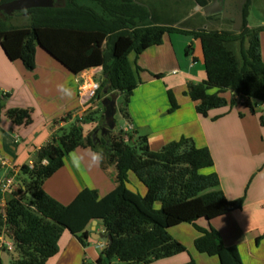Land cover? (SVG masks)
<instances>
[{"label": "trees", "instance_id": "obj_1", "mask_svg": "<svg viewBox=\"0 0 264 264\" xmlns=\"http://www.w3.org/2000/svg\"><path fill=\"white\" fill-rule=\"evenodd\" d=\"M11 1L14 0L3 2ZM53 1L50 8L25 11L30 15L28 26L7 27L6 21L0 19V46L4 54L11 62H21L30 72L36 69L38 45L75 75L101 68L102 78H95L100 82L96 99L121 97L119 110L128 123H133L130 98L139 86L129 55L140 56L149 48L162 45L164 36L170 34L191 36L201 42L207 79L190 83L185 92L198 103L200 116L208 117L210 111L226 107L228 101L222 96L226 92L234 98L241 96L253 114L258 113L255 102L264 105L260 42L264 27H248L252 0L244 8L240 32L152 25L151 11L138 0H85L97 3L104 15L80 5L78 0H65L64 6ZM191 1L202 8L211 2ZM168 95L172 109H176L174 94L169 91ZM10 115L16 124H28L31 120L30 110H15ZM93 117L78 118L69 131L60 130L52 142L41 148L32 167H22L23 185L16 194L18 198L8 201L3 210L0 207V230L5 228L19 254L12 264H46L59 253V241L66 231L86 247L91 238L88 228L94 221H100L105 234L112 238L96 264H113L116 260L124 264H152L186 252V247L171 236L173 227L195 225L199 219L210 221L244 207L245 198L231 201L219 189L218 174L203 173L214 167L208 148H198L193 140L183 137L153 151L148 137L141 136L132 144L133 136L122 130L103 135L101 129L105 125H96L86 134L79 123H93ZM260 121L264 126V115ZM78 148L101 153L104 169L115 166L116 188L102 199L95 190L84 189L64 205L48 195L43 186ZM130 173L146 187L145 196L128 189ZM156 204L161 208L156 209ZM199 231L203 237L195 246L200 253L218 257L220 264H243L237 247H226L218 230ZM262 239L264 234L257 243Z\"/></svg>", "mask_w": 264, "mask_h": 264}, {"label": "crops", "instance_id": "obj_2", "mask_svg": "<svg viewBox=\"0 0 264 264\" xmlns=\"http://www.w3.org/2000/svg\"><path fill=\"white\" fill-rule=\"evenodd\" d=\"M195 8L196 12L202 10L200 6ZM150 24L172 26L153 14ZM173 35L182 34L165 35L162 45L153 46L140 56L135 53L129 55L139 86L129 103L133 123L126 122L125 130L132 127V144L141 136L148 137L153 151H160L183 137L193 140L198 148H208L214 167L203 173L218 174L219 189L226 197L231 201L245 198V203L241 210L225 216L210 221L199 219L195 225L173 227L171 236L186 247V252L152 264H189L191 261L196 264H220L218 257L196 249L195 242L203 237L199 228L218 230L226 247H237L243 264H264V239L257 243V239L264 234V126L260 121L264 105H256L258 113L253 114L241 96L234 98L231 92H226L222 94L228 101L226 107L210 111L208 117L200 116L198 103L185 92L190 83L207 79L202 45L199 40L182 35L188 38L186 41L190 44L183 56L173 44ZM260 42L264 60V33L260 34ZM93 71L94 77L102 75L101 68ZM160 74L164 77H156ZM80 82L81 75L71 73L39 47L36 69L30 72L21 62L9 61L0 46V181L14 177L22 182V167H32L41 148L52 142L60 130L69 131L78 118L86 117L95 105H101L103 101L96 100V104L85 106L79 95ZM169 91L176 99V109H172ZM233 98L236 100L234 106L231 104ZM118 104L117 101V111ZM15 110H30V122L16 124L10 115ZM79 124L85 130L90 126L89 131L96 126L95 122L85 124L81 121ZM93 153L97 152L89 148L74 150L65 158L64 167L45 182L44 191L62 204H70L84 189L95 190L100 199L115 190V166L104 169L103 160L93 163ZM98 154L101 156V153ZM2 160L6 162L5 166ZM130 185L141 196L147 194L146 187L134 173L129 174V190ZM17 193L18 188H14L13 192L0 190L2 210L8 201L18 198ZM88 230L95 244L88 240V245L84 247L66 231L59 241V253L46 264H80L82 253L79 257V252L87 254L91 246L98 250L97 261L108 242L92 237L95 234L106 235L105 230L100 221L92 222ZM9 240L5 230L1 229L0 242ZM18 258L19 254L13 248L4 246L0 250L2 264H12Z\"/></svg>", "mask_w": 264, "mask_h": 264}, {"label": "rangeland", "instance_id": "obj_3", "mask_svg": "<svg viewBox=\"0 0 264 264\" xmlns=\"http://www.w3.org/2000/svg\"><path fill=\"white\" fill-rule=\"evenodd\" d=\"M80 5L87 6L93 10H95L100 15H104L105 12L103 9L95 2L85 1V0H78L77 1ZM138 3L141 5H144L147 7L151 14L154 15V17L158 18L160 21H165L169 23L170 27H175L177 29H183V30H200L204 29L206 31H234V21L232 19L224 18L223 15H212V16H206L203 12V10H199L196 12V6H198L196 3H194L191 0H138ZM66 4L65 0H56L55 5L57 6H64ZM192 14V15H189ZM0 19L5 20V25L7 27H24L28 26L30 24V15L27 12H16L11 15H9L6 12L1 11L0 13ZM264 25V0H252V3L249 7V15H248V26H251L253 28H258L259 26ZM264 31L262 32V34ZM174 40L173 44L176 47L177 51L183 54L186 50L189 49L190 44H187L188 38L184 37L182 35H173ZM262 36V35H261ZM237 52L239 53V46H236ZM52 64V63H50ZM56 66V65H51ZM97 80L99 81L102 78V75H96ZM1 98V94H0ZM122 98L120 97L118 100V111L115 115V122L117 124L116 129L117 131H124L126 128V121L123 118L119 108L121 107ZM92 104H96V101L91 102ZM89 103V104H91ZM256 105L259 107L261 106L260 102H255ZM89 104H85V106H89ZM105 109L104 106L97 104L92 109L91 114L89 113L87 117L91 116V118H94V121L96 125L99 127H103L105 125ZM85 118V117H84ZM90 121H88L89 123ZM81 126V124H80ZM91 127H94V125H91ZM90 126L85 130L86 134H89L91 131H89ZM128 136H131V133H128ZM0 172V177H1ZM129 188L132 192L137 193V190L133 187V185H130ZM68 205V204H64ZM156 209H160L161 205L156 204ZM4 228H2V231ZM90 242H93L94 244L96 241L92 240L90 238ZM7 244H12V240L10 239L9 242H6ZM6 246V245H5ZM15 252L18 253L15 246L12 247ZM90 251L85 254L83 251L79 252L82 253L80 264H96V258L98 257V250L95 246L90 247ZM114 264H124L119 261H115Z\"/></svg>", "mask_w": 264, "mask_h": 264}, {"label": "water", "instance_id": "obj_4", "mask_svg": "<svg viewBox=\"0 0 264 264\" xmlns=\"http://www.w3.org/2000/svg\"><path fill=\"white\" fill-rule=\"evenodd\" d=\"M3 1L4 0H0V11L6 12L9 15L16 12L29 11L31 9L50 8L54 5L53 0H14L7 3H4ZM247 3L248 0H213L212 4H209L204 8H200L203 10L206 16L222 13L224 18L232 19L234 21V31L240 32L244 26V8ZM38 47L44 50L40 45H38ZM117 101V97H106L102 102L105 108L106 119L105 126L101 129L103 131V135L112 131H117L115 122ZM21 185H23L22 182ZM94 222L96 223V221ZM92 238L96 240L101 239L105 242H111L112 240L110 235L105 236L104 234H95V237L93 236Z\"/></svg>", "mask_w": 264, "mask_h": 264}, {"label": "built area", "instance_id": "obj_5", "mask_svg": "<svg viewBox=\"0 0 264 264\" xmlns=\"http://www.w3.org/2000/svg\"><path fill=\"white\" fill-rule=\"evenodd\" d=\"M94 71H87L81 74V82L79 85V95L84 104H89L96 100L98 91L100 90V83L95 79ZM132 131V127L124 130L123 132L128 134ZM2 165L5 166L6 162L2 160ZM14 188H19V184L16 178L9 177L3 181H0V190L3 192H13ZM4 217L5 214L3 213ZM6 245L7 248H12L13 244H7L6 242H0V249Z\"/></svg>", "mask_w": 264, "mask_h": 264}, {"label": "clouds", "instance_id": "obj_6", "mask_svg": "<svg viewBox=\"0 0 264 264\" xmlns=\"http://www.w3.org/2000/svg\"><path fill=\"white\" fill-rule=\"evenodd\" d=\"M90 71H93V70H90ZM100 83V82H99ZM97 100V99H96ZM95 100V101H96ZM102 160V157L100 156V154H98V153H93L92 154V162L93 163H99L100 161ZM77 164H78V160H76L75 161ZM18 182V181H17ZM18 184H19V187H20V185H21V182H18ZM19 189V188H18ZM6 232V231H5Z\"/></svg>", "mask_w": 264, "mask_h": 264}, {"label": "flooded vegetation", "instance_id": "obj_7", "mask_svg": "<svg viewBox=\"0 0 264 264\" xmlns=\"http://www.w3.org/2000/svg\"><path fill=\"white\" fill-rule=\"evenodd\" d=\"M213 3V0H211V2H210V4H212ZM218 15H223L222 13H220V14H218ZM104 135H106V134H104Z\"/></svg>", "mask_w": 264, "mask_h": 264}]
</instances>
